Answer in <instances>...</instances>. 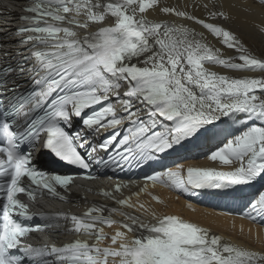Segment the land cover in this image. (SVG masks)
<instances>
[{
    "label": "snow or ice",
    "instance_id": "snow-or-ice-1",
    "mask_svg": "<svg viewBox=\"0 0 264 264\" xmlns=\"http://www.w3.org/2000/svg\"><path fill=\"white\" fill-rule=\"evenodd\" d=\"M226 8L264 16V0H27L19 24L0 28V264H264V251L121 198L133 181L100 189L111 204L79 214L32 211L45 197L66 202L74 183L38 166L41 152L94 180L93 166L152 167L207 138L206 159L220 168L162 165L145 181L229 195L264 180V56L224 26L234 19ZM258 217L264 191L241 213ZM62 234L72 239L57 243Z\"/></svg>",
    "mask_w": 264,
    "mask_h": 264
},
{
    "label": "bare ground",
    "instance_id": "bare-ground-1",
    "mask_svg": "<svg viewBox=\"0 0 264 264\" xmlns=\"http://www.w3.org/2000/svg\"><path fill=\"white\" fill-rule=\"evenodd\" d=\"M8 2L9 0L0 2V28L7 27L14 29L19 24L18 19H16L19 14L15 12H19L18 6L26 4L27 0H14L16 8L10 14L7 7ZM165 2L168 5H176L177 3H183L184 0H165ZM227 2L241 4L243 0H227ZM226 10L230 12L234 19L224 24V26L230 28L251 52L264 56V34H261L255 27L256 24H264V16L259 13L258 9H254L251 13L244 12L238 8H226ZM196 14L201 15L199 12ZM149 18H155L151 12L149 13ZM216 23H223V21H216ZM209 40L215 46L221 47L225 55L236 54L233 50L225 49L223 45L218 44L214 38L209 37ZM216 70L224 71L219 67ZM229 74L233 76L242 75L241 73ZM248 75L254 74L249 73ZM221 127L224 126L221 125ZM238 127L239 125H234L229 130ZM215 131H219V129ZM209 143V140L204 138L190 146H186V148L181 149L182 153L178 156L163 159V164L173 167L176 164H182L185 167L220 168L219 162H211L206 159ZM211 143H215V141L213 140ZM253 185L257 187L251 193L241 192L232 195H213L200 190L190 193H177L175 191L153 193L150 189L141 193L139 197L132 195L138 191L128 190L129 192L125 193L132 196V200L142 201L147 206L156 209L157 212L179 215L186 220L208 228L212 233L220 235L225 240L246 246L252 250L264 251V217H258L255 223L240 217L241 213L245 210L247 202L253 199L259 191H264V180H258ZM93 190H96V188H93ZM152 195L157 196L163 203L153 201L151 199ZM189 204L192 205L191 208L188 207ZM66 238L67 234H62L56 237L55 240L57 243H62L67 240Z\"/></svg>",
    "mask_w": 264,
    "mask_h": 264
}]
</instances>
